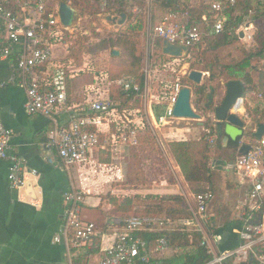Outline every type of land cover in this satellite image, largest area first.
Masks as SVG:
<instances>
[{
  "label": "built area",
  "instance_id": "obj_1",
  "mask_svg": "<svg viewBox=\"0 0 264 264\" xmlns=\"http://www.w3.org/2000/svg\"><path fill=\"white\" fill-rule=\"evenodd\" d=\"M10 1L0 0V29H4L7 35L6 44L0 45V63L9 59L14 50L22 46L13 68L25 73L28 78L24 84L27 112L48 118L67 115L66 124L49 133L48 146L56 150L65 167L76 168L79 171L80 179L84 183L79 189L64 196L65 229L56 236L55 242H61L62 237L67 236L70 230L73 234L69 242L76 247H83L93 243L96 236V225L83 221L81 215L86 197L91 195L85 183L87 180L91 181L87 175L92 179L100 175L111 180L115 177L120 179L118 173H122V169L113 164L117 159L116 154L121 150L138 147L139 135L145 127L157 135L158 130L171 128L180 122L182 119L176 118L173 113L179 93L186 86L179 78L171 81L166 76L162 77L161 68L154 62H149L143 68L145 77L143 86L133 77H123L116 81L128 97L140 102L139 108H134V104L131 103L133 108L120 110V102L105 98L101 87L108 81L109 76L108 72L99 71L92 73L95 75V83L88 88L86 96L89 102L83 114L81 105L67 106L68 79L78 76V72L82 71L74 70L72 61L56 60L54 56V45L63 40L64 31L67 30L61 23L58 12L46 16V5L42 0L36 5L25 3L21 6L26 16L22 23L18 16L7 8ZM15 1L20 5V0ZM182 1L186 4L185 9L179 6L176 9L171 8L164 11V14L162 12L160 19L155 20L154 24L149 22L153 33L150 34L149 41L151 54L157 49L156 40H160L161 44L168 41L188 47L191 53L206 37L224 33L227 12L236 8L240 2V0ZM201 2L207 7L208 14L202 16V22H196L191 12L200 8ZM67 4L71 6V1ZM101 4L105 6L106 2L102 1ZM147 4L149 17L152 19L154 0H147ZM133 12L137 13V8ZM252 29L253 23H244L236 32L239 34L243 30V37L252 41L253 35L248 33ZM174 59L173 64L184 58ZM162 70L164 73L176 74L175 69ZM205 76L206 73H203V77ZM154 81L161 85L157 94L154 92ZM14 83V78H10L6 83L0 82V92L7 84ZM96 86L100 87L103 93L96 91ZM259 98V101L264 102L262 95ZM246 100L247 97L244 96L230 110V113L244 121V135L253 124L246 110ZM1 102L0 96V107ZM156 106L164 107L159 115L155 112ZM213 121L215 130L210 142L215 144L220 135L215 119ZM257 129L258 125L254 124L252 136ZM206 132L211 133V130L206 129ZM12 139L13 131L4 125L0 111V160L9 165L10 190L20 193L25 190L28 182L38 179L39 173L25 165L13 149ZM244 145L250 147L247 154L239 153L234 162L219 163L212 169L226 176L233 174L239 189L244 193V214L238 247L216 254L211 245L210 239L218 242L220 237L214 234L209 238L206 232L209 207L215 200L214 188L208 186L204 192L194 195V205L190 206L191 218L172 221L164 217L133 216L114 220L113 224L120 228V231L113 243L103 248L102 258L95 264H153L155 257H161L170 250V243L167 238L159 237L150 246L142 234L172 231L201 233L203 235L201 246L207 247L208 254L213 257L207 264H264V135L261 139L254 138L252 143H247L243 136L239 139V150ZM103 152L106 158L110 156L112 163L101 162Z\"/></svg>",
  "mask_w": 264,
  "mask_h": 264
},
{
  "label": "trees",
  "instance_id": "obj_2",
  "mask_svg": "<svg viewBox=\"0 0 264 264\" xmlns=\"http://www.w3.org/2000/svg\"><path fill=\"white\" fill-rule=\"evenodd\" d=\"M68 1H71V7L79 12L81 17L87 18L85 27L93 31L95 38V41L88 43V37L78 36L71 46V58L77 62L80 61L82 53L98 54L111 51L112 71H107L108 81L102 86L105 98L120 102V110L133 108L131 103L134 104V108H139L140 102L133 101L132 97H128L116 84V81L123 77H133L139 84L144 85V52L140 45L139 35H136L144 26L143 20L139 18L141 13L132 11L133 5L128 3L129 0H46V16L54 13L57 5L67 4ZM102 1L106 2L105 6L101 4ZM154 3L156 9H163L164 11L171 8L176 9L177 6L186 8V4L182 0H168V2L154 0ZM202 4L203 2H201L200 8L191 12L196 22H202V16L208 14L207 7ZM13 6L9 4L7 8L17 15V12L12 9ZM139 6L142 9L146 8L143 0ZM99 14H106L113 18L126 14L125 28L104 36L97 35L91 26L98 19ZM227 15L224 33L219 36L206 37L203 43L205 42L207 47L199 51L198 60L190 64L192 71L209 73L210 77L205 78L201 85L194 84L188 78L183 77V81L181 80L184 86L191 88L197 112L208 116L223 100L225 89L223 90L221 80L226 84L230 81H240L245 85V94L257 91L264 97V1H259L255 6L253 0H240L238 6L227 12ZM153 16L155 15L153 14ZM247 21L253 23L256 29L253 40L248 43L249 46L242 47L237 56L221 58V53L241 41V35L236 30ZM156 46L157 49L151 55L152 62L161 69H175L174 66L177 64H173L175 59L162 54L161 42L157 41ZM115 49L120 50L119 56H114L113 51ZM254 76L258 78L257 84L254 82ZM94 83V74L80 73L74 78H69L67 106L72 107L74 104L82 103V112L85 114L89 102L86 96L87 91ZM160 88V83L155 82V94ZM160 109L159 106L155 107L157 115L161 113ZM250 118L253 124L264 123V102L250 112ZM197 128L199 133L195 136L186 133L178 139H171L167 142L168 153L180 169L184 180L188 184L196 185L193 189L194 195L204 192L207 189L206 185L213 188L216 179V173L212 170L213 167L219 163L234 162L239 145V139L235 142L231 141L228 146L229 150L224 151L220 145V139L217 138L215 144L210 142L214 131L211 129V133H207L204 130V128H209L207 123L203 124V128L198 125ZM224 135L223 133L221 136ZM139 142L138 147L128 149L129 163L128 166L126 164V167H129L131 172H137L135 177L129 175L127 177V182L133 185L132 188L140 189L148 186L153 189L157 185L176 186L178 184L177 178L170 167L164 148L156 142L152 132L147 127L141 131ZM103 155L104 152L100 158L101 162L110 163V156L105 159ZM108 197L114 209L109 211L110 217H107L106 214L108 220L100 219L103 223L104 220L107 221L103 226L111 225L110 220L113 218L164 217L172 221H181L191 218L192 215L190 206L180 194H155L145 198L137 195L136 197L125 198L123 201H119V198L111 195ZM135 198L142 200L141 204H144L142 205L144 209L135 208ZM221 212L224 213L225 210H221ZM103 226L98 228L103 229ZM142 236L150 243V246L154 244L157 238L165 237L170 243V250L175 251V255L171 258L162 261L155 260L153 264H207L213 259L212 255L208 254L207 247L201 246L203 235L198 232L172 231L142 234ZM100 250V240L97 239L90 253L95 255L100 253Z\"/></svg>",
  "mask_w": 264,
  "mask_h": 264
},
{
  "label": "crops",
  "instance_id": "obj_3",
  "mask_svg": "<svg viewBox=\"0 0 264 264\" xmlns=\"http://www.w3.org/2000/svg\"><path fill=\"white\" fill-rule=\"evenodd\" d=\"M39 1L20 0L19 5L15 0H11L10 6L15 5L12 9L17 12L19 20L23 23L26 16L21 6L25 3L36 5ZM42 1L45 5L47 4L46 0ZM59 6L55 7L54 13L58 12ZM159 10L158 13L156 10L157 14L154 18L156 21L160 19L162 12L164 14L163 9L160 12ZM106 18L113 19L109 20L113 23L117 19L110 16ZM71 26L67 27V30L74 34L77 29L73 28L75 27L73 24ZM69 36L64 31L63 40L54 45L56 60L74 61L70 56L71 47L69 45L70 43L73 44L71 40L73 37ZM6 40V32L4 29H0V45H5ZM22 48V46L16 48L9 59L0 63V82L6 83L10 78L15 79L14 84H7L0 92L2 101L0 107L1 119L4 125L13 131V149L27 167L38 171L39 176L37 180L32 179L30 181L35 198L30 195V191L29 193L26 190L20 193L11 191L8 185L9 165L7 162L0 160V264H95L102 258L103 248L111 245L120 231V228L113 224L114 220L118 218L111 219V225L103 226L107 221L104 220L103 223L100 219H109L106 218V214L108 217L111 210L110 205L103 202L99 194L87 196L82 206L81 215L83 221L96 225V236L93 243L83 247L72 245L69 240L73 232L70 230L67 236L62 237L61 242H55L56 236L65 229L63 212L66 203L64 196L66 193L78 189V175L75 171L76 168L65 167L61 163L56 150L48 146L49 133L57 127L64 126L67 122V115L63 114L48 118L42 115H31L26 110L27 95L24 84L28 78L25 73L13 68L17 55ZM78 105H82V103L73 106ZM197 125L203 128V124L198 123ZM169 129L166 128L161 131L164 140H166V135L170 134ZM204 130L206 131L205 128ZM224 136L220 135L219 139L222 149L226 151L229 150V145L227 147L223 145ZM239 151L237 147V156ZM173 169H176L178 174L180 173L179 179L174 174L178 184L167 187L169 190L163 191L182 195L185 191L183 185L190 186L191 184L189 185L184 180L177 166ZM215 173L216 179L213 188L216 185L223 188L226 193L224 194L226 200H230L228 204L225 203L226 207H217V204L215 205V201H213L208 212L210 224L208 222L206 232L209 234V238L214 234L219 235L220 241L210 240L216 254H220L234 250L240 243L245 197L243 201L239 199L237 201L234 192L239 190L236 177L226 176L220 172ZM218 176L222 177L221 182ZM158 191L155 190V187L150 190L151 194L156 195ZM183 195H185L184 197L190 205L189 197L187 198L185 193ZM221 210H225V212L223 213ZM102 226L103 229L98 228ZM97 239L100 240L101 250L100 253L94 255L90 251ZM173 255H175V251L169 250L165 255L155 257V260L162 261L171 258Z\"/></svg>",
  "mask_w": 264,
  "mask_h": 264
},
{
  "label": "rangeland",
  "instance_id": "obj_4",
  "mask_svg": "<svg viewBox=\"0 0 264 264\" xmlns=\"http://www.w3.org/2000/svg\"><path fill=\"white\" fill-rule=\"evenodd\" d=\"M259 1H264V0H253V4L256 6ZM128 3H130V5H133L132 11L135 8H137V10H138L137 13L138 14L141 13L139 18L142 19L143 23H144L143 29L140 32L136 33V35H139L140 45H141V48L144 52V67H145L146 64H148L149 62H152V59H151L152 54L150 53V49H149V41H150V34L153 35V33H152V29H150V27H149V22H152L154 24L155 23L154 18L156 16H153V18L150 19L147 0H143L144 5H146V8H143V9L139 6V4L141 3V0H138V1L129 0ZM152 9H153V14H155L156 10L158 13V9H156V4L153 5ZM239 11H240V9L238 10V12ZM106 17H107L106 14H99L98 19L92 23L91 27H93L95 29V32L97 35L99 34L101 36H104L105 34L115 33V32H118L120 30H123L125 28L124 27L125 24L122 26L119 25V21L121 18L120 16L117 17L115 23L109 22V20ZM248 23H251V22L247 21L245 24H248ZM72 24L75 26L73 28L77 29V31L74 32V34H72V32H69L68 30H66L65 34L70 35L69 37H73L71 39L73 42L77 40L78 36L79 37H82V36L88 37L89 38L88 43H92L93 41H95L93 31H91L89 28L85 27L87 24V18L81 17L79 12H77L76 17H75ZM70 27H72V26H70ZM255 32H256V29L254 26V29L250 30V32H248V33H250L254 36ZM239 34L240 35L244 34V31L241 30L239 32ZM157 41L160 42V40H156V42ZM249 42H251V41H249L248 38H244V37L241 38V41L238 44H236L234 47L228 48L225 52L221 53L220 57L222 58L224 56H227V57L237 56V54L239 53V50L242 47L249 46V44H248ZM204 43L202 45H199V47L197 49H195L192 53H190V55H188L184 59L180 60L176 64V66H174V68L176 70V74H170V72H169V74L164 73V70L160 69L162 71V72H160V75H162V77L163 76L168 77L171 81H175L178 78L180 80H182L183 77L188 78L189 75L187 76V74H190V72L192 71L190 69L191 62L197 61L198 60V52L202 51L203 49H205L207 47L206 43L205 44ZM69 45L71 47L72 43H70ZM115 50H118L120 52L119 49H115ZM54 52H55V49H54ZM120 54H121V52H120ZM111 60H112L111 51H109V50L105 51L103 53H98V54L82 53L80 55V61H77V62H76V60L73 61L74 64L72 65V68L74 70L80 69V71H82L83 74H92V73H97L98 71H103V72L104 71H106V72L112 71V61ZM78 62H80V63H78ZM78 73L80 74L81 72H78ZM208 77H210V74L206 73V76L204 77V79L208 78ZM204 79L202 80L201 84L204 83ZM254 82H255V84L258 83V78L256 76H254ZM185 85L189 86L188 84H185ZM221 85L223 87V90L225 89V92H226V83L223 80H221ZM101 88L96 86V91L99 90L100 92H102ZM260 95H262V94H260L257 91L256 92L253 91L251 93L245 94V96L247 97V100L245 102L246 110H247V113L249 116H250V112H252L254 109H256L259 105L263 104L262 101H259ZM224 96H225V94H224ZM224 96H223V98H224ZM263 99H264V97H263ZM192 106H193L194 110L197 112V110L195 109V106H194V96L193 95H192ZM162 108H164V107H161L160 112H162ZM198 114L201 115V117H202V123L203 124L207 123L209 125L208 129L209 130L212 129L214 131L215 126H214V121H213L214 119L212 117L213 113L211 116L210 115L209 116L204 115V113H201V112ZM196 123H199V121L181 120L180 122H177L175 126H173L169 129L170 134L166 135V140H164V137H163L161 131H159V130L157 131V133H158L157 135L155 133H152V134H153L154 138L156 139V142L162 148L163 147L166 148L164 150V151H166L168 140L178 139L179 137L185 135L186 133H188V134L190 133L191 135H194V136L196 134H198L199 131H198ZM177 124H180L181 126L179 125V127H177ZM253 126H254V124H251L249 126L248 132H246L244 135L245 141L247 143H252L254 141V138L252 136ZM158 135H159V137H158ZM218 139H219V137H218ZM165 155L167 157V160L170 164L172 171L174 172V174H176L177 178L179 179L180 173L178 174L177 170L175 169L176 170L175 171L173 169V167L176 168V166H175L176 164H174V161L172 160V157L168 153V150L165 152ZM104 156H105L104 158L106 159V155H104ZM116 158L117 159L115 162H113L111 160L110 163L113 162L114 166H118V168L120 167L122 169V173H118V176L120 177V179L115 177L113 180H111L108 177L106 178L105 176H102V175H100L98 177H94V179H92L91 176L87 175V177H89L91 179V181H88V180L85 181V183L88 185V188L91 191L90 196H92L93 194H99L101 196V200L103 202H105L106 204L110 205V208L113 210L114 207L111 206V203L108 200V199H110L108 197L109 195H111L112 197L119 198V201H123L125 198H128V197H136L137 195H141L144 198L146 196L148 197L149 195H155V194H151L152 193V192H150L151 187L145 186L144 188L142 187L140 189H134V188H132L133 185H130L129 182H127L128 175L130 177L131 176L135 177V175L137 174V172H135V171H132V172L129 171V169H128L129 167L128 168L126 167V164L128 166V163H129L128 149L127 150H121L119 153L116 154ZM170 160H171V162H170ZM75 171H76V174L78 175V182H79L78 189H79L81 187V184H83L84 182L80 179L79 171L77 169H75ZM87 171H89V170H87ZM89 175H91V174H89ZM231 176L235 177L233 174H231ZM221 178L222 177L218 176V179L220 182H221V180H223ZM154 187H155V190H159L157 192L158 195L170 194L169 192L163 191V190H169V189H167V187H170L168 185H164V186L157 185ZM171 187H173V186H171ZM183 187L185 189L184 193L187 195V198L189 197L188 199L190 201V205L193 206L194 205V203H193V195H194L193 189L196 187V185L186 186V184H184ZM214 191H215V197H216L214 200L215 201L214 204L215 205L217 204L216 205L217 207H226L225 203L227 202V204H228L230 202V200H228V201L226 200V198L224 196V194H226V193L223 191V188L216 185V187L214 188ZM228 192H230V191H228ZM234 192L236 193L237 201H238V199L240 201H243L244 193L240 189L238 191H234ZM172 193H175V192H172ZM183 194H182V196L184 197L185 195H183ZM106 197H108V198L106 199ZM134 200H135V208L136 209H142V208L144 209V207L142 206L144 204H141L142 200L140 201L136 198ZM144 201H147V200H144ZM187 203H188V201H187Z\"/></svg>",
  "mask_w": 264,
  "mask_h": 264
},
{
  "label": "water",
  "instance_id": "obj_5",
  "mask_svg": "<svg viewBox=\"0 0 264 264\" xmlns=\"http://www.w3.org/2000/svg\"><path fill=\"white\" fill-rule=\"evenodd\" d=\"M58 14L61 23L65 27H70L76 17V11L68 4L62 3L59 6ZM119 25L122 26L126 22V14L120 16ZM108 20H113L109 18ZM243 38V34H241ZM161 50L163 55L172 58H185L189 53L190 49L188 47H183L179 45L172 44L168 41H164L161 44ZM114 56H119L120 52L118 50L113 51ZM188 79L200 85L203 80V72L191 71ZM192 90L189 87H184L178 96L176 105L174 107V116L182 120H195L202 123V117L199 115L192 106ZM245 96V85L240 81H230L226 84L225 96L221 104L217 105L213 112V117L216 122V128L220 135L223 133V145L227 147L231 141L235 142L244 136V121L237 115L230 113V110L236 105L238 100H241ZM264 135V123L258 125L257 131L253 134L256 139H261ZM250 147L244 145L241 147L239 153L247 154ZM26 192L35 198L34 190L31 186V182L26 184ZM253 260V259H252Z\"/></svg>",
  "mask_w": 264,
  "mask_h": 264
},
{
  "label": "bare ground",
  "instance_id": "obj_6",
  "mask_svg": "<svg viewBox=\"0 0 264 264\" xmlns=\"http://www.w3.org/2000/svg\"><path fill=\"white\" fill-rule=\"evenodd\" d=\"M69 31V30H68Z\"/></svg>",
  "mask_w": 264,
  "mask_h": 264
}]
</instances>
